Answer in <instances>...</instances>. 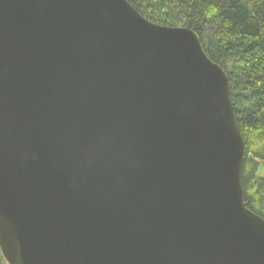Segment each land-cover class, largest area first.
<instances>
[{"label":"water","instance_id":"1","mask_svg":"<svg viewBox=\"0 0 264 264\" xmlns=\"http://www.w3.org/2000/svg\"><path fill=\"white\" fill-rule=\"evenodd\" d=\"M225 73L126 0H0L6 264H264Z\"/></svg>","mask_w":264,"mask_h":264},{"label":"trees","instance_id":"2","mask_svg":"<svg viewBox=\"0 0 264 264\" xmlns=\"http://www.w3.org/2000/svg\"><path fill=\"white\" fill-rule=\"evenodd\" d=\"M126 1L150 23L193 31L225 73L245 149L244 203L264 221V0Z\"/></svg>","mask_w":264,"mask_h":264},{"label":"rangeland","instance_id":"3","mask_svg":"<svg viewBox=\"0 0 264 264\" xmlns=\"http://www.w3.org/2000/svg\"><path fill=\"white\" fill-rule=\"evenodd\" d=\"M132 7V6H131ZM178 28H184V27H178ZM263 172V168L260 167L259 170H258V175H261ZM0 264H6L5 261L2 259L1 255H0Z\"/></svg>","mask_w":264,"mask_h":264}]
</instances>
